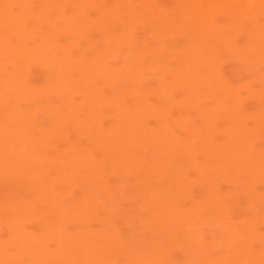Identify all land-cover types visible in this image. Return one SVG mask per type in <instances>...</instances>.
<instances>
[{
  "label": "rangeland",
  "instance_id": "obj_1",
  "mask_svg": "<svg viewBox=\"0 0 264 264\" xmlns=\"http://www.w3.org/2000/svg\"><path fill=\"white\" fill-rule=\"evenodd\" d=\"M0 264H264V0H0Z\"/></svg>",
  "mask_w": 264,
  "mask_h": 264
}]
</instances>
